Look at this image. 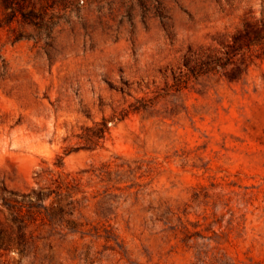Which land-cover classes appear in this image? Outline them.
<instances>
[{
	"label": "rangeland",
	"instance_id": "1",
	"mask_svg": "<svg viewBox=\"0 0 264 264\" xmlns=\"http://www.w3.org/2000/svg\"><path fill=\"white\" fill-rule=\"evenodd\" d=\"M9 6L0 182L29 193L43 170L42 187L80 184L0 264H264V0Z\"/></svg>",
	"mask_w": 264,
	"mask_h": 264
},
{
	"label": "trees",
	"instance_id": "2",
	"mask_svg": "<svg viewBox=\"0 0 264 264\" xmlns=\"http://www.w3.org/2000/svg\"><path fill=\"white\" fill-rule=\"evenodd\" d=\"M10 0H4V6L9 9ZM109 132L108 121L103 120L102 123L97 124L96 128L90 131V134L86 136L88 142V149L93 151L98 149L100 143L105 140L106 134ZM79 149H73L66 152V156L73 152H78ZM64 157L59 160V166H64ZM98 177L101 181H104L105 172L100 169ZM35 179L39 184L38 188H33L29 193H20L17 191L9 190L2 182H0V201H2V206L9 214L5 224L0 220V249H5L11 251L13 249H19L22 253L25 250V240L27 236V230L29 228L30 222L37 221L38 217L45 211V216L47 218H52L49 213L48 206L45 202L52 198L53 195L56 197V202L58 203L57 210L60 215L67 214V210L62 205V200L64 197H71L72 191L76 189V186L80 184V179L78 177L68 175L64 178L62 175H56L52 179V185H56V188L52 187H42L40 184L44 181V171L40 170L35 173ZM73 204V203H70ZM5 213V211H1ZM70 213H73L71 211ZM7 227L11 231V241L4 243V229ZM16 237L17 242L15 239Z\"/></svg>",
	"mask_w": 264,
	"mask_h": 264
}]
</instances>
